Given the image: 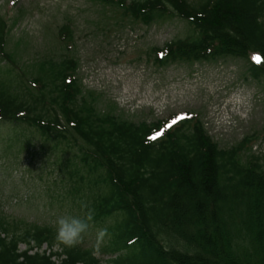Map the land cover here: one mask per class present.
I'll return each mask as SVG.
<instances>
[{"label": "trees", "instance_id": "16d2710c", "mask_svg": "<svg viewBox=\"0 0 264 264\" xmlns=\"http://www.w3.org/2000/svg\"><path fill=\"white\" fill-rule=\"evenodd\" d=\"M102 2L145 26L167 16L188 26V36L166 44L160 60L154 54L158 67L257 53L262 64L250 65L249 75L264 79V0ZM59 36L70 42L67 27ZM5 46L0 17V118L21 135L39 137L44 151L56 153L61 141L79 144L76 154L62 149L54 165L68 176L66 193L77 214L91 210V223L104 221V253L118 256L111 264H264V151L251 150L256 136L219 150L193 119L150 140L161 123L96 114L81 96L67 53L19 73ZM28 76H35L34 87ZM23 147L34 149L27 138ZM20 245L27 251L19 252ZM43 245L61 252L60 264L100 262L92 250L56 246L54 225L14 219L0 206V264H54L52 252L28 255Z\"/></svg>", "mask_w": 264, "mask_h": 264}, {"label": "rangeland", "instance_id": "374dc122", "mask_svg": "<svg viewBox=\"0 0 264 264\" xmlns=\"http://www.w3.org/2000/svg\"><path fill=\"white\" fill-rule=\"evenodd\" d=\"M0 17L10 29L6 51L26 72L70 51L79 87L95 96L91 101L100 116L149 125L186 114L199 120L221 150L257 135L252 151H264V80L252 79L246 62L225 58L156 68L147 61L152 50L188 35L183 22H122L98 0H0ZM64 25L72 35L65 49L57 38ZM16 135L0 126V205L6 214L38 225H54L61 215L76 216L53 173L56 157L48 159L40 150L33 159L18 153L20 145L10 144ZM93 230L81 242L99 249L98 231Z\"/></svg>", "mask_w": 264, "mask_h": 264}, {"label": "clouds", "instance_id": "9594fccd", "mask_svg": "<svg viewBox=\"0 0 264 264\" xmlns=\"http://www.w3.org/2000/svg\"><path fill=\"white\" fill-rule=\"evenodd\" d=\"M93 213L91 210L83 216L61 215L54 222L56 246L72 248L77 246L88 232ZM107 229L98 232V240H103Z\"/></svg>", "mask_w": 264, "mask_h": 264}, {"label": "snow or ice", "instance_id": "6c2138e0", "mask_svg": "<svg viewBox=\"0 0 264 264\" xmlns=\"http://www.w3.org/2000/svg\"><path fill=\"white\" fill-rule=\"evenodd\" d=\"M256 62H260V57H254L253 58ZM181 118H184V117H181ZM173 123H175V121H173ZM156 137L155 136H153V137H151V139H155Z\"/></svg>", "mask_w": 264, "mask_h": 264}]
</instances>
